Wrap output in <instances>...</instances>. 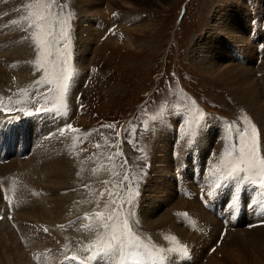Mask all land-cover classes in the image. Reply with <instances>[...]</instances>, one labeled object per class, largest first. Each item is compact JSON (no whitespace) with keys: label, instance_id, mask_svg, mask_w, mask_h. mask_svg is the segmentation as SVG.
Here are the masks:
<instances>
[{"label":"rangeland","instance_id":"1","mask_svg":"<svg viewBox=\"0 0 264 264\" xmlns=\"http://www.w3.org/2000/svg\"><path fill=\"white\" fill-rule=\"evenodd\" d=\"M155 1L156 2L152 0H115L113 3L109 1L107 4V0H54L52 5V11L59 14L64 19L68 18L69 13L72 14L70 32L71 41L69 47L71 52L70 59L72 60L71 63L74 71L77 69L76 63L82 53L80 49L83 48V44H80L79 36H82L81 41L84 44L87 45L89 42L84 35V30L81 33V27L85 25V27L88 28L86 32H88L98 26L95 22L98 16L95 8L100 11L103 6L108 5V8H110L108 10L105 9L104 12L106 14L107 11H110L112 16L110 31L112 30V32L115 33L114 35L123 33L129 38V40L132 39L135 44V47H130L125 45L123 41L114 42L112 41L113 39L108 40L109 38H104V36H107L108 34V31H104V29H102V31H104V33L102 32L103 36L101 38L96 37L99 39L98 41L95 42L93 39V43L88 44L89 51L85 54V57L87 58L84 69L85 77L80 82L81 84L76 85V93L72 98V100H76L77 105H70L73 109L77 106V111H72L71 113L67 111V115H62L63 118L66 119L64 126L71 124L74 129L79 131L72 132L66 130L64 133L65 139H62L63 141H58L57 139L58 142H62V145H64L61 152H56L57 154L53 153V156L46 158V155L49 156L48 154H45L46 152L36 153L33 150V144H30V142L33 143L36 141L35 136L38 137V134L35 136L31 135L32 138L28 136L31 125H36L34 123L39 124V122L42 123L45 119L52 117L56 118L57 116L52 114L34 115L28 118V124H21V126L18 127V123L7 122L4 127V129L7 130L8 135L11 137V147H13V149L19 138L21 139L23 147L28 148L29 155H31L29 159H32L31 164L34 163V167L40 168V165L44 167L42 161L46 162L53 159L52 157H54L53 161H55L60 154L63 155L60 157H67L66 160H68V162L70 161L71 165L69 168L71 169V180L70 182L68 181V184H62L61 187H63L64 190L61 192L62 200L60 201L63 214L68 220L71 218V220L77 218L80 213H87L89 219L94 221V213L105 211L106 203L109 204L107 211H111L116 207V205L111 204L110 201L116 200L117 203H119L120 197L127 195L129 185H131L133 192H137L138 190V195L134 198V202L130 208L125 203L122 214L127 215L130 212L132 216L136 213L134 215L136 216L137 214L139 215V212L143 214V208L147 209L149 206L151 210L154 204H157L151 197L155 190H157L155 142L160 134L159 129L162 125L171 126V138L169 137V142L166 141V143L171 146L169 156L171 155V157H174L181 152V157L186 158V161H181L177 178H175V180L172 179L173 181H171V198H174V200H176V197L180 198V195H182L181 198L184 199L187 195L186 199L189 200L187 191H191L192 186L194 184L197 185L201 179L205 181L207 185L206 188L210 191L213 190L215 185L211 184L210 174H207V172H209L210 167L213 164L219 162V156L225 149L226 144L231 148V146L237 141L239 131L247 128L249 125H254L257 129L258 150L259 154L264 157V153L261 149V147H263L261 137L262 132L260 128L261 122L259 121L258 116L251 110L249 104L242 100L244 98L238 96V94H234V90L225 85L224 81L216 77L214 74L206 72V70L202 68V61L199 56V45H202L205 38L212 36V31H214L216 25L220 24V14H224L221 12L223 8V6H221L223 0L186 1L185 11L183 12L184 14L178 24L174 23V19L176 12L178 11V5L182 0ZM227 2H229V0ZM29 3H34V0H0V17L2 18L3 16L8 15L9 19L7 20L8 22L11 21V23L12 21H20L22 17L27 15L25 5ZM32 11L36 12L39 10L34 7ZM1 12L3 14H1ZM119 13L120 16L117 17ZM129 13H131L130 15L133 14L137 17V25L133 27L120 23L122 20L121 17L126 19V15L130 16ZM115 17L118 18V20ZM34 18L35 17H33V19ZM257 19L263 26L264 0L261 13ZM251 20L252 23L256 21L255 18H251ZM11 23L9 25L10 27L7 26L4 28V30H8L6 32L9 33V37L6 34V36H4L0 32V50L1 48L5 49L3 47H6V43H8L6 44L7 46L10 44L15 46V48L16 45L18 48L21 46V49L19 48V50H17L19 51L18 55L15 56V59L13 58V61H15L14 64L11 60L5 58L7 57L6 55L4 56L0 54V98H3L0 100V103L5 106L10 103L16 105L20 101L33 99L38 95L37 89H39V92L43 93L46 92L49 87L46 83H36V81H44L46 78L44 76V71L38 69L34 63L36 50L31 38V33L35 31V29L27 28V20L18 24ZM260 31H264V28ZM256 35L253 36L251 40L255 39ZM17 36L22 37L25 43L18 44L19 41ZM217 36L224 37L225 35L220 33ZM263 40L264 35L262 36V39L260 38V41H258V39L255 41L254 45L258 46V50L261 48L264 51ZM4 42L6 43L4 44ZM196 48H198V53ZM203 49L204 48L201 50ZM4 51L6 52L7 50ZM256 52L258 51L255 50V54ZM10 57L11 55L8 56V58ZM165 57L166 62L164 65L163 61ZM262 57V59L258 58L253 61L255 67L264 62V53ZM257 61L260 63H257ZM19 68H22V70H19ZM162 70L164 72H162ZM255 74L257 78L262 76H260V71H257ZM263 83L264 82H259L258 85L260 86L258 87L259 89L261 88L262 98L264 99ZM145 97L147 98L144 102ZM37 106L39 105L30 103L27 105L26 110L34 112ZM49 106L53 107V105ZM81 108L84 116H81L78 112H82ZM63 111L64 109L61 108V112ZM201 113H203V117L201 116ZM218 113H220V115H218ZM71 114L74 116L73 118L70 117ZM179 114L182 115L181 120ZM21 115L24 116L23 112L0 111V121L6 116H17L21 120L23 119ZM217 115L220 118L226 117L229 119L230 126L225 128V130H232L227 132V138L226 136H222L225 131L222 127V120H217ZM172 117H174L173 122L172 120L170 121V118ZM245 118L248 123H245ZM175 119H178L176 124H174ZM171 122L173 125H171ZM203 122L206 123L203 124ZM223 124L226 125L227 123ZM113 125L114 127H111ZM202 125L204 126L202 127ZM61 128H63V126ZM209 128H212V131L208 132L207 129ZM58 132L59 131L56 132V136H53V134L49 135L52 140L59 136L60 133L58 134ZM234 133H236V136L234 142H231L229 139L233 140ZM49 136L48 138L51 139ZM77 137L80 139H77ZM46 138L47 137L44 139ZM179 139L182 142L179 141ZM0 141H2V138H0ZM175 142L178 143V145L181 144L182 148L177 150ZM201 142L204 144L202 145ZM97 145H99V147H97ZM117 153H120V155H117ZM29 159L20 161L17 158H10V162L8 161L0 164L1 171L2 169L5 171L0 173V180L4 183L8 182L10 185L16 183L13 190V197L9 196L10 200L14 198V200H18V202L20 201L19 203L15 202L14 207L9 208L11 212H14L13 214L15 216L14 217L12 214V224L8 223L7 225L6 221L0 219V237L2 238H0V264H28L29 262L36 264L32 260L30 261V257L31 255H35L39 258L41 256L40 250H42L43 247L38 246L36 242H44V244L46 243V245H48L46 242L47 240L50 243L49 247H51L49 252L51 254L53 253V256L60 254L64 257L63 260L58 262L59 264L72 262L69 258L73 256V254H77V248L74 247L75 245H69L70 243L67 239L69 234L66 233V230L62 229L64 225L63 222L52 224L50 223V219H40V221L36 222L35 220L32 222H26L24 227V225H21L19 220H17L19 214L18 210L16 212L15 207L17 204L25 203L24 197L27 194V191H25L24 179L21 174L23 173V170L29 166L30 161H27ZM37 161H40V164L37 163ZM11 162L14 163V165H10ZM20 164L22 166L24 164V169L23 167L20 168ZM5 165L8 167H5ZM12 165L14 166V170L12 169ZM17 167L18 169H21L18 170L19 172L16 171ZM206 167L208 171L205 170V174L203 173V169ZM175 171V167L172 166L171 174L175 173ZM10 174L14 178L11 177ZM2 175H5L6 177H1ZM126 175L129 177V180L122 184L121 182L124 181ZM239 179L240 178H236L234 181H238ZM232 181L233 180L226 181L213 196L207 197V199L220 201L222 203L228 199L229 207L235 212L238 211L239 216H242V209L246 210V208H243L241 205L245 190L242 189L234 195L231 191ZM243 181L245 183L248 182L245 180ZM250 185L252 187L254 186L251 183ZM193 187L195 189V186ZM238 189H234L233 191H237ZM20 192L22 195H20ZM101 192L104 193L103 196H101ZM109 192H112L113 196L109 197ZM6 193V189L0 187V200ZM20 196H22V200L19 198ZM198 199L203 206L206 199L202 198L201 200L200 195ZM262 199L264 200V198ZM262 199L258 194L256 203L260 211H264V201ZM171 202L165 204V202L162 201L161 203H164L165 205L163 204L161 208L158 207V210L154 209L153 211L148 212L151 214V221H158L163 216L165 209L170 206ZM245 205L248 206V203H245ZM26 206L29 207L27 204ZM247 210L252 213V215L259 216L258 213L252 210L249 206L247 207ZM131 215H127V218L128 220L130 218L133 222ZM139 216L136 217L138 218ZM89 219L85 220L89 221ZM29 223L31 225H35L36 223L37 226H30ZM18 224L23 227L18 229ZM258 224H260V222H257L254 225ZM178 225V229L186 228L187 230H190L184 222H180ZM254 225L249 224V226ZM38 226H40V229ZM10 229L14 232L13 234L10 231L11 233L9 234V237L11 238L6 236ZM34 229L37 231L41 230L40 232L44 229V232H42L39 238H35V234L34 237H31L32 233L28 234V231L36 232ZM4 230H6V233ZM84 233L85 235H83L80 244H84L85 242L89 244L92 240L91 237L97 235L95 230H92V232L85 230ZM40 238H42L43 241H41ZM203 238L205 239L204 236ZM196 240H198V238ZM221 240L222 238L218 240L219 243L214 241L216 244H213L215 245H211L210 243L204 247V249L206 248V254L213 253L216 249V245L218 246L221 243ZM256 241L257 239H255V242ZM186 244L190 246L188 241ZM197 244L201 247L202 242L198 241ZM259 246L263 247L261 252H256V257L260 256L258 258L262 257L263 259H261L264 260V256L262 255V253L264 254V245L259 244ZM62 248L64 249L62 250ZM14 249L16 250L14 251ZM65 249H67V251H65ZM235 249H238L239 251H236L240 254L237 253ZM235 249L234 252L236 256L234 257V264H241V262L245 264L248 263L249 259L250 261L253 259L247 256V254L251 252H247L244 247L239 245V243L237 244V247L235 246ZM179 252L183 254L182 251ZM252 253H255L254 249ZM38 254H40V256ZM184 254L189 255L188 253ZM78 258L82 259L83 257L78 255ZM218 258L220 259V255H218ZM40 259L41 257L39 260ZM50 264H54V262H51Z\"/></svg>","mask_w":264,"mask_h":264},{"label":"bare ground","instance_id":"2","mask_svg":"<svg viewBox=\"0 0 264 264\" xmlns=\"http://www.w3.org/2000/svg\"><path fill=\"white\" fill-rule=\"evenodd\" d=\"M109 1H111L113 3L115 0H107V4ZM152 1L156 2L155 0H152ZM227 1L228 0H223V3L221 5V6H223V8H222V11L221 10L220 11L223 12L224 14L223 15L220 14V18H219L220 24L216 25V28H214V31H212L213 32L212 36L205 38L203 40L204 42L202 43V45L201 44L199 45L200 52L198 51V48H196V51H197V53L199 52V56H200V59L202 61L201 64L203 65L202 68H204L206 70V72L214 74L216 77H218L222 81H224L225 85L230 87V89L234 90V94H238V96H241L242 98H244L242 100L246 101L249 104V106L251 107V110L253 112H255V114L258 116L259 121L261 122L260 128H261V132H262L261 137H262V146L263 147H261V149H262V152L264 153V99L262 98L263 97L262 93H261L262 90H260L261 88L259 89V87H258V86H260V85H258L259 82H264V74H263L264 73V62L261 63L259 66L256 65V67L253 65V61L257 60L258 58L262 59L263 58L262 56L264 53V51L260 48L261 46L264 45L263 44L264 40L262 43L263 45H261L259 47L260 50H258L257 45L256 46L254 45L255 41H257V39H258V41H260V38L262 39V36L264 35V31H260L262 28H264V25L262 26V23L257 19V17L261 13V10L263 7V0H229V2H227ZM109 8H108V5L103 6L100 11H98V9L95 8V10H97V14H98L97 19L95 21L96 25L98 24V26H96L95 29H92V30H89L88 32H86L88 30V28L85 27V25H83L81 27V33L84 30V32H85L84 35L87 37L86 39L89 41L88 44H92L93 43L92 41H94V40H95V42L98 41L99 39H97L96 37L101 38L103 36L104 31H108L107 33L109 34V36L107 34V36H104V38H106V39L109 38L108 40L113 39L112 41H114V42L123 41V43H125V45L130 46V47H135V44L133 43L132 39L129 40V38L126 37V35H124L123 33L114 35L115 33L112 32V30L110 31V25H112V24H110L112 22V19H111L112 16H111L110 11H107L106 14L104 12L105 9L108 10ZM112 12H113V10H112ZM1 14H3V13L1 12ZM112 14H114V13H112ZM130 14L131 13H129V15ZM119 16H120V13L117 17H119ZM121 18H122V20L120 21V23L130 25V27L137 25V23H136L137 17L134 16L133 14L130 16L126 15V19L123 17H121ZM251 18H253V19L255 18L256 21H254V23H252ZM7 19H9L8 15L3 16L2 18L0 17V32L4 36L8 35V37H9V33L6 32L8 30H4V28L9 26L11 23V21L8 22ZM116 19L118 20V18H116ZM114 23H115V21H114ZM138 25H140V24H138ZM7 29H9V28H7ZM102 29H104V31H102ZM215 30H217V31H215ZM220 33L225 35V36L224 37H222V36L218 37L217 35ZM110 34H113V35H110ZM213 34H215V35H213ZM247 34H249V35H247ZM256 34H258V35H256ZM255 35H256L255 39L251 40V38H253V36H255ZM14 37H15V35H14ZM17 38L19 41L18 44H24L25 43V41L22 37L17 36ZM81 39H82V36H79L80 44H83V48L80 49L82 53H81L80 58L78 59V62L76 63L77 69L75 71L74 79L72 80V83L70 85L69 93H67V97H66L67 111L70 113L72 111L73 112L77 111V106L75 107V109H73L70 107V105L71 104L77 105L76 100H72V98L76 93V88H77L76 85L81 84L80 82L85 77L84 69H85V63H86L85 61L87 59L85 57V54L87 51H89L88 44L87 45L84 44L81 41ZM2 43H3V41H2ZM2 43H1V45H2ZM5 43L6 42H4V44ZM6 44H8V43H6ZM6 44H5V46L7 48L6 47H3L5 49L1 48L0 54H2L4 56L6 55L7 57H5V58L8 60H11V62L14 64L15 61H13V60L15 59V56L18 55L19 51H17V50H19V48L21 46L18 48L16 45V48H15V46H12L10 44L7 46ZM234 45H236V46H234ZM202 48H204V49L201 50ZM4 50H7V51L5 52ZM255 50L258 51V52H256V54H255ZM8 51H10V52H8ZM10 55H11V57L8 58V56H10ZM12 63H10V64H12ZM257 63H260V62L257 61ZM19 70H22V68H19ZM257 71H260V73H261L260 76L262 75L259 78H257L256 74H255ZM78 112L81 116H84L83 111L82 112L78 111ZM79 114H77V115H79ZM70 117L73 118L74 116L71 114ZM54 118L55 117L45 119V121H43L42 123L39 122V124L34 123L36 125H31V127L29 129V133H28V136H30V138H32L31 135L35 136L38 134V137L35 136L36 141L33 143L30 142V144H33V150L36 153L46 152L45 154L49 155V156L46 155V158L53 156V153L55 154L56 152H61L64 148V145H62V142H58V141L62 140V139L64 140L65 134L61 135L58 132L59 136L55 137V139L53 138L54 140H52V138L49 136L52 134H53V136H56V132L59 131V129H61V127L63 126L62 123H64V118L62 115L56 117L57 119L55 118V120H54ZM173 119H174V117L170 118V121L172 120V122H173L174 121ZM176 121L178 122V119H175L174 124L177 123ZM172 122H171V125H173ZM33 128H34V130H33ZM170 129H171L170 125L160 126V129H159L160 134L156 138V142H155L156 143V147H155V153H156L155 170H157V186H156L157 190H155V192L153 193L151 198L154 201H156L157 204L156 205L154 204V206L152 207L151 210H150L149 206L147 209L143 208V214L144 215L141 214V212H139V215L140 214L141 215L139 216L137 214L136 216H139L138 218L133 215L131 218L133 220V222L129 218V224L132 227L133 231L138 236H140L145 243L150 242L152 244H155L158 247L165 248V249H168V248H185V247L189 246L186 244L188 241L190 244L189 247L192 248L193 251H190L188 253L189 255H186L184 253L181 254L178 251L177 253H175L176 256L172 257V263L171 264H188L187 263L188 259H190V261L192 262L191 264H234V257L236 256L234 249H235V246L237 247L238 243H239V245H241V247H244L247 252L248 251L251 252V253H248L249 255L247 254V256H249L251 259L252 258L253 259L251 261L249 259L248 263H245V264H264V260H262L263 259L262 257H261L262 259L258 258L260 256L256 257V252L257 253L261 252L262 247H263V246H259V244L264 245V211H260L259 207L256 203V200H257L258 194H259V190L254 186L252 187L249 182L245 183L243 180H241V178L238 181H234V180L232 181L231 191L235 195V194H237V192H240V190H242V189L245 190L244 197L241 200V202H242L241 205L243 208H246V210L242 209V211H241L242 216H239L240 218L236 222L237 225H234L231 228L227 227V229H225L226 231L222 237L221 243L218 246L216 245L215 251L211 254L210 253L206 254L207 253V252H205L206 248L204 249V247H206L210 243H211V245L213 243H215L214 241H216L217 237L219 236V232L222 229V226H220L219 220L214 215H212L210 212H208L204 209V207L202 206L201 202L198 199L199 195L201 197V200H202V196L205 199H207L208 196L206 195V193L208 191H210L208 188H206L207 185H206L205 181H203L202 179L200 180V182H198L197 185H195V184L193 185V183H192V185L195 186V189L192 186L191 191H187V194L189 196V200L186 199L187 195H186L185 199L181 198L182 195H180V198L176 197V200H174V198H171L172 197V193H171L172 192V182L171 181H173V180H175V178H177V175L179 173L178 171L180 169L179 166L181 164V161H186V158L181 157L182 156V154H180L181 152L179 154L177 153L179 156L178 155H176L174 157H171V155L169 156L171 146H169V144L166 143V141H168V142L170 141V139H169V137L171 138ZM207 130H208V132H210V131H212V128H209ZM41 134H43V135H41ZM48 136L51 139H49ZM45 137H47V138L44 139ZM41 139H42V141H41ZM57 139H58V141H57ZM206 140H208V139H206ZM179 141H181V140L179 139ZM201 143H202V145L204 144L203 142H201ZM59 145L61 146V148ZM176 148H177V150L181 149L182 148L181 144L178 145V143H176ZM64 151H66V150H64ZM172 152H173V149H172ZM43 155H44V153H43ZM60 156H63V155L60 154L55 159V161H53L54 157H52L53 159H50L46 162L42 161L44 163L43 164L44 167H42L40 165V168L34 167V163L31 164L32 159L27 160L28 162L30 161L29 162L30 164L28 163L29 166L26 167L25 169L23 167L24 164H23V166L20 164V166H21L20 168L23 167V169H24L21 176L24 179V186L26 189L25 191H27V194L24 197L25 203H22L19 205L17 204L18 208H19V209H16V212L18 210V214H19L17 220H19V223H21V225H24L26 222H32L34 220H35V222L40 221V219H50V223H52V224H57L58 222L59 223L63 222L64 225H63L62 229L66 230V233L69 234V236L67 237V239L70 243L69 245H71V246L75 245L74 247H76L77 248L76 250L79 252V253H77V255H80L83 258H85L86 254L83 253L81 251V249L83 246L88 245V243L85 242L84 244H80V241L82 240L83 235H85V233H84L85 229L83 228V226L88 224L89 222L84 221L85 218H84V216H82L81 213L77 216V218H74L73 220L67 222L68 218L65 217L63 214V211H62L61 206H60V201L62 200L61 199V192L64 190V188L61 186H62V184H68L71 180V178H70L71 169L69 168L71 164H70V161L68 162V160H66L67 157L64 158V157H60ZM34 157H35V155H34ZM51 160H52V162H51ZM20 161H19V163H20ZM16 162H17V160H16ZM23 163H24V161H23ZM26 163H25V165H26ZM37 163L40 164V161L39 162L37 161ZM11 164L14 165V163H12V162L10 163V165ZM13 165H12V169L14 170ZM6 166L7 165H5V167ZM172 166L175 167L176 171H175V173L171 174ZM205 166H206V164H205ZM20 168L18 169V167H17L16 171L21 170ZM173 170H174V168H173ZM205 170L208 171L207 167L203 169V173H205ZM2 171H3V169H2ZM2 171L0 169V173H2ZM3 172H5V171H3ZM9 172H11V171H9ZM13 174H15V173H13ZM207 174H210V171L207 172ZM3 176H5V175H2L1 177H3ZM11 177H13V176L11 175ZM229 181H231V180H229ZM238 188H240V189H238ZM234 189H238V190L233 191ZM197 190H198V192H197ZM16 191H18V190H16ZM20 195H22V193ZM259 196H260V194H259ZM21 197L22 196H20L19 198H21ZM260 198L262 199L261 196H260ZM21 200H22V198H21ZM171 200H172V202H171ZM162 201H164L165 204L166 203L168 204L169 202H171V204H170V206L167 205L168 208L165 209V211L163 212V216L158 221L153 222L150 219L151 214L148 212L153 211L154 209L158 210V207L161 208L164 204V203H161ZM245 203H248L249 207L251 204L252 206L250 208L252 210H254L256 213H258L259 216L252 215V213H250L247 210L248 206H246ZM26 204L29 205L30 208L27 207ZM230 209H231V213L235 214V211L232 208H230ZM145 214H146V216H145ZM13 216H14V214H13ZM241 218H245L244 224L243 223L241 224V222H240ZM52 220L53 221L55 220V221L53 222ZM56 220H59V221H56ZM131 222H132V224H131ZM180 222L186 223L188 228L191 231L187 230L186 228L185 229H183V228L178 229L177 226L179 227L178 224H180ZM257 222H260V224L254 225ZM249 224H253L254 226H249ZM21 225L18 224V226H19L18 229L23 227ZM32 225L30 224V226H32ZM35 225H36V223H35ZM35 225H33V226L35 227ZM24 227H25V225H24ZM52 227H54V226H52ZM38 228L40 229V226H38ZM42 230H43L42 232H44V229H42ZM2 231H3V228H2ZM5 231L6 230H4V232ZM8 231H9V233H7L8 235H6V236L9 237V234L11 232L14 234V232L11 231V229ZM35 231L36 232H29L28 231V234L32 233L31 237H34V234H35V238L36 237L39 238L40 235L42 234V232H40L41 230H39V231L35 230ZM189 232H191V233H189ZM28 236H30V235H28ZM203 236L205 237V239L203 238ZM95 237L96 236L91 237V239L94 241ZM166 237H175V242H172V241L166 239ZM9 238H11V237H9ZM197 238H198V240H196ZM255 239H257L256 242H255ZM40 240L43 241L42 238H40ZM89 240H90V238H89ZM92 240H91V242H92ZM87 241H88V239H87ZM198 241L202 242L201 247L197 244ZM46 242L48 245H46V243L44 244V242L43 243L42 242H36V243L40 247L43 246L42 249H45V252H49V249L51 248V247H49L50 243L48 240ZM11 243H13V242H11ZM215 244H213V245H215ZM10 245H9V247H10ZM13 246H11V247H13ZM15 247H16V245H15ZM253 249H254L255 253H252ZM8 250H9V248H8ZM15 250L16 249H14V251ZM236 250H238V249H235V251ZM36 251H38V250H36ZM238 251H236V252L239 253ZM40 254H41V256H40ZM40 254H38V255L41 257V259L43 261H46L47 264H49L50 262H54V264L55 263L59 264L58 262L60 260L64 259V257H62V255H60V254L56 255V256L55 255L53 256L52 255L53 253L51 254L50 252L49 253H40ZM165 254L168 255V252ZM218 255H220V259L218 258ZM258 255H260V254H258ZM262 255L264 256L263 253H262ZM181 259H182V262H181ZM96 262H100L101 264H103L102 261H96ZM237 263H239V262H237ZM28 264H32V263L29 262ZM66 264H78V263L76 261H72V262H68V263L66 262ZM165 264H170V263L165 261ZM241 264H243V263L241 262Z\"/></svg>","mask_w":264,"mask_h":264},{"label":"snow or ice","instance_id":"3","mask_svg":"<svg viewBox=\"0 0 264 264\" xmlns=\"http://www.w3.org/2000/svg\"><path fill=\"white\" fill-rule=\"evenodd\" d=\"M53 3L54 0H34V3L25 5L27 10L25 17H22L20 21H12L13 24H18L27 20V28L35 29L31 33L36 50L34 63L38 69L44 71L46 78L44 81L38 80L36 83H46L49 86L48 90L41 93L37 89L38 95L35 98L20 101L16 105L10 103L5 106L0 103V111H19L23 112L24 116L52 114L58 117L67 115L66 97L75 75L69 47L72 14L69 13L67 19L62 18L52 11ZM34 7L39 11L33 12ZM33 17L35 18L33 19ZM2 99L0 98V100ZM30 103L39 105L34 112L26 110ZM49 105H53V107ZM61 108L64 109L63 112H61ZM201 116L203 117V113ZM245 123H248L246 118ZM66 130L79 131L74 129L71 124H67L59 129V133L63 135ZM77 139L80 138L77 137ZM209 171L211 184L215 187L206 193L208 197L213 196L224 182L241 178L254 185L259 190L260 196L264 198V157L259 154L256 127L249 125L247 128L241 129L236 143L231 148L226 144L219 156V162L213 164ZM128 180L129 177L126 175L121 183ZM103 195L104 193L101 192V196ZM108 195L111 197L113 193L109 192ZM137 195L138 190L133 192L129 185L127 195L120 197L119 203L116 200L110 201L111 204L116 205L111 211H107L109 204L106 203L105 211L94 213V221L89 219L87 213L85 214L84 218L89 219V223L83 228L88 231L95 230L97 235L94 241L82 247L81 251L86 255L84 259L78 261V264H88V261H102L103 264H165L168 259L165 253L186 251L184 248L165 249L150 242L145 243L133 231L127 218V215H131V213L124 215L122 210L125 203L130 208ZM202 198L204 197L202 196ZM166 239L175 242V237H166ZM69 259L77 261L78 257L74 254Z\"/></svg>","mask_w":264,"mask_h":264}]
</instances>
